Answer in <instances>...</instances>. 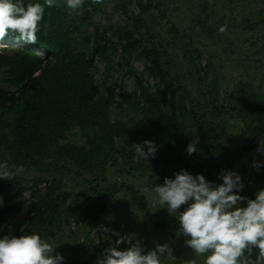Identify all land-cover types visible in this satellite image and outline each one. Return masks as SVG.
Masks as SVG:
<instances>
[{
  "label": "trees",
  "instance_id": "1",
  "mask_svg": "<svg viewBox=\"0 0 264 264\" xmlns=\"http://www.w3.org/2000/svg\"><path fill=\"white\" fill-rule=\"evenodd\" d=\"M22 3L25 6L43 4L44 0H22ZM136 4L139 12L132 20L138 26L151 5L149 0L147 3L136 0ZM83 6L80 15L68 13L58 5L45 6L35 44H28L17 36L4 39L41 49L47 55L41 57L35 50L23 47L12 54L0 53L3 73L0 82L14 87H0V163L7 162L12 170L23 166L26 172L51 174L52 180L42 191H32L23 227L13 232L2 228L0 236L35 232L51 243L48 237L53 238L62 230V215L68 209L65 202L70 193L60 189V178L71 168L98 176H104L108 167L116 166L120 172L125 166L139 169L142 163L135 159V148L145 140L158 146L155 161L171 164L183 161V169L190 167L192 175L202 174L216 184H220L217 176L222 170L238 172L244 183L239 195L255 199L257 191L264 189V166L259 170L252 166L245 170L239 168L238 163L247 161L252 165L254 157L264 162V155L256 154L259 144L264 145V97L260 96V86L238 82L234 101L226 100L232 110L230 116L240 121V143L236 145L227 121L222 119L227 107L218 103V89L224 77L218 74L210 78L209 62L194 72L202 76L197 79L199 85H195L194 80L188 88L182 79L173 78L168 62L161 59V47H141L136 58L146 61L145 70L154 79L150 87L143 84L130 63L140 39L131 31L118 30L116 34L122 33L118 36L124 54L122 59L128 67L127 74L135 77V87L117 94L116 104L124 110V118H113L110 107L114 104L117 82L114 78L109 81L114 68L109 49L114 47V42L97 27L93 33L86 31L85 20L99 5L85 0ZM257 24L253 23L255 27ZM96 57L105 63L106 75L101 85L95 82L92 73ZM118 67H122L121 62ZM194 87H197L196 95H193ZM244 99L242 105L239 100ZM74 128L80 131L83 143L67 140V134ZM197 136V151L185 156L189 142ZM193 156L195 161L191 164L189 160ZM2 187L15 192L25 188L17 177L12 181L2 179ZM111 188L118 190L115 184ZM106 190L110 187L106 186ZM99 197L104 200L106 196ZM72 211L74 209L70 208ZM42 231L45 234L42 235ZM60 242L56 250L64 257L63 264H78L83 251L89 253L86 264H101L104 250L116 246V240H88L74 248L62 239ZM124 246L125 241L120 245L121 250Z\"/></svg>",
  "mask_w": 264,
  "mask_h": 264
},
{
  "label": "rangeland",
  "instance_id": "2",
  "mask_svg": "<svg viewBox=\"0 0 264 264\" xmlns=\"http://www.w3.org/2000/svg\"><path fill=\"white\" fill-rule=\"evenodd\" d=\"M141 1L147 3V0ZM149 2L151 6L143 13L138 26H135V20H132L139 12L136 0H103V3L99 4V9L92 11L85 20L87 32L93 33L97 27L98 31H104L106 37L114 42V47L109 49L114 67L110 72L109 81H113L114 78L117 82L113 95L114 104L110 107L111 117L124 118V110L116 104L119 101L117 94L121 91H132L135 87V77L127 74L128 67L122 59L124 54L118 39L122 33L116 34L118 30L123 32V29L131 31L135 38L140 39L141 43L134 49L130 63L145 85L152 87L154 79L145 70L146 61L136 58V55L141 47L155 45L161 47V59L168 62L173 78L182 79L188 88H191L194 80L195 85H199L197 79L202 76H196L194 72L209 62L210 78L218 74L224 77V83L222 82L218 89V103L224 105L225 109L228 106L226 100L235 99L238 82L259 85L260 96L264 97V0H149ZM57 5L68 13H73L66 7L65 0H57ZM128 16L131 20H128ZM256 22L258 24L255 27L253 23ZM225 24L227 31L220 33L218 29ZM19 47L33 49L41 57L47 55L41 49H34L22 42L0 41V53L12 54ZM120 62L122 67H118ZM92 73L95 82L101 85L106 69L105 63L98 57L94 59ZM2 76L0 69V77ZM0 87L14 89L3 82H0ZM196 89L197 87H194L193 95H196ZM243 101L245 102V99L239 100L242 105ZM230 109L231 107H227L222 119L227 121L228 130L233 133L238 145L240 121L230 116L232 113ZM67 140L83 143L77 128L69 131ZM120 161L121 159L118 163ZM138 161L142 163L139 169L132 170L125 166L124 171L120 172L116 166L108 167L104 176L82 170L76 171L74 168L62 176L60 189L70 193L65 202L68 209L62 215L64 220L62 230L57 232L55 237H48L51 244L58 248L62 239L74 248L76 244L88 240L115 241L117 236L111 232L104 233L100 229L103 226L118 233L119 236H126L124 248L139 242L145 250H151L157 243H169L177 259L175 261L165 259L163 264H182L185 259L195 258L191 249L185 247V238L175 234L179 228V224L176 227L177 219L169 215L165 209L166 205L156 203L155 192L152 190L156 185L163 184L164 180L161 177L170 176L174 179V174L183 169L185 163L178 161L171 164L155 161L151 157L148 161L146 159ZM189 161L193 164L195 157ZM238 164L241 169L251 168L247 161ZM184 170L192 174L190 167ZM51 176L35 171H24L15 176L25 187L23 191L15 192L9 187L0 188V197L3 198V203L0 204L2 211L0 231L7 228L9 232H13L23 227L32 191H42L51 182ZM38 179L40 181L37 183ZM217 180L222 183L219 176ZM114 184L118 190L111 188ZM106 186L110 187V190H106ZM145 188L149 191L145 192ZM99 195L106 197L100 200ZM70 208L74 209L72 213ZM43 234L45 231H42ZM88 257L87 251L81 252L78 264H86L85 260ZM203 259L200 257L198 264H203Z\"/></svg>",
  "mask_w": 264,
  "mask_h": 264
},
{
  "label": "clouds",
  "instance_id": "3",
  "mask_svg": "<svg viewBox=\"0 0 264 264\" xmlns=\"http://www.w3.org/2000/svg\"><path fill=\"white\" fill-rule=\"evenodd\" d=\"M102 3L103 0H91V4ZM65 4L71 12L82 14L84 0H65ZM55 5L57 0L28 3L27 6L22 0H0V41L17 36L28 44H35L45 6ZM218 31L225 33L227 25H222ZM198 143V136L189 142L188 155L197 151ZM157 150L153 141L145 140L136 144L135 159H154ZM256 154L264 155V145L259 144ZM251 166L259 170L264 162L254 157ZM23 172V166L13 171L7 162L0 163V179L12 181ZM219 179L222 183L216 184L202 174L194 176L181 169L174 174V179L166 177L162 185L152 189L156 203L166 205L169 215L177 219L179 228L175 234L184 237L185 247L194 253L195 258L185 259L182 264H198L200 257L204 258L203 264H264V189L257 191L255 199H250L239 195L244 183L238 172L222 170ZM100 229L117 236L116 246L104 250L101 264H163L165 259H177L169 243H157L155 248L145 250L137 242L121 250L120 245L124 244L126 236H119L103 226ZM56 248L35 232L5 235L0 238V264H63L64 257Z\"/></svg>",
  "mask_w": 264,
  "mask_h": 264
}]
</instances>
